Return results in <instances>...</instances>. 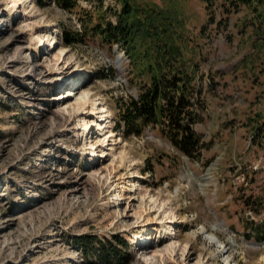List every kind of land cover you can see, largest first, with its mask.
<instances>
[{
    "label": "rangeland",
    "instance_id": "obj_1",
    "mask_svg": "<svg viewBox=\"0 0 264 264\" xmlns=\"http://www.w3.org/2000/svg\"><path fill=\"white\" fill-rule=\"evenodd\" d=\"M130 1L197 76L201 154L115 127L158 58L155 37H135L130 54L92 32L93 2L0 0V264H89L75 237L113 233L130 244L125 264H264V1L230 14Z\"/></svg>",
    "mask_w": 264,
    "mask_h": 264
},
{
    "label": "trees",
    "instance_id": "obj_2",
    "mask_svg": "<svg viewBox=\"0 0 264 264\" xmlns=\"http://www.w3.org/2000/svg\"><path fill=\"white\" fill-rule=\"evenodd\" d=\"M54 1L67 10L78 6V0ZM86 1L93 2V8L99 13V21L90 29L102 41L116 43L131 54L136 50V44L133 42L135 37L150 36L156 38L154 42L159 51L156 62L149 64L147 78L138 82L140 84L137 93L119 101L120 110L115 127L122 128L126 136L140 135L146 128L157 130L179 152L190 158L199 157L202 140L195 125L201 121V110L204 108L201 86L197 85L196 74L188 70L183 60L180 63L179 58L175 56L176 47L166 43L161 44L159 41L158 36L161 37L162 32L166 33V27L159 29L153 26V23L151 26H145L143 20H149L150 15L144 14L143 20L139 18V13L144 11L134 7L130 0H116L121 3L119 11L110 8L102 10L103 0ZM202 1L207 11L213 13L216 9H220L228 14L242 7L257 11L255 5L260 4L259 0ZM108 12L112 13L114 20L105 19L104 14ZM76 34L78 33L63 32L65 43L77 40ZM74 240L82 247L83 255L88 259L89 264H125L131 257L130 244L119 233H113L111 238L104 240L94 234L79 235ZM93 258L96 259L95 262L90 261Z\"/></svg>",
    "mask_w": 264,
    "mask_h": 264
},
{
    "label": "bare ground",
    "instance_id": "obj_3",
    "mask_svg": "<svg viewBox=\"0 0 264 264\" xmlns=\"http://www.w3.org/2000/svg\"><path fill=\"white\" fill-rule=\"evenodd\" d=\"M42 43H45V44L49 43V44H52L53 41L51 40V37H50L49 35H46V37H43V39H42ZM36 47L38 48L39 45H38V46L36 45ZM88 99H89V96H88L87 93H84V94L80 95V103H79V104H81V106L85 105V104L87 103ZM81 108H82V107H81ZM104 119H105V118H104ZM106 120H107V119H106ZM99 124H100V126H101L102 122L100 121ZM85 128H86V129L88 128V125H87V124L85 125ZM205 237H206L208 240H210V241H211V240L218 241V239H217L214 235H212V234H208V233H207V234H205ZM171 245H172V244H171ZM172 246H173V245H172ZM166 249L169 250V247H167Z\"/></svg>",
    "mask_w": 264,
    "mask_h": 264
}]
</instances>
